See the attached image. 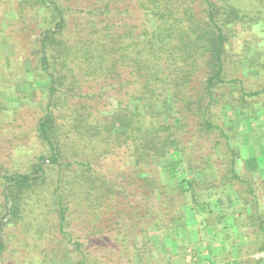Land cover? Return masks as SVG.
<instances>
[{
  "label": "trees",
  "instance_id": "trees-1",
  "mask_svg": "<svg viewBox=\"0 0 264 264\" xmlns=\"http://www.w3.org/2000/svg\"><path fill=\"white\" fill-rule=\"evenodd\" d=\"M70 1L86 3L78 8L85 16L71 18L77 4ZM240 8L233 0L17 1L15 13L24 23L20 33L34 32L30 14L41 15L46 23L33 44L38 52L25 58L32 62L25 66L26 76L42 85L46 96L39 101L44 114L35 130L44 152L31 160L28 173L12 172L0 162V264L11 225H20L26 240L40 242L38 264H112L113 255L100 256L93 245L74 239L68 230L73 207L92 227L91 235L106 234L125 216L144 215L147 229L163 237L162 244L167 239L176 245L173 259L192 243L180 238V229L194 225H189V213L196 220L220 206L218 220L225 218L217 188L228 197L232 189L236 201L229 200L230 208L249 225H259L263 242L258 250L264 252V183L242 172L239 148L227 132L232 121L224 118L226 109L245 108L246 98L264 93L247 91L240 78L227 72L234 27L262 26L258 13ZM27 43L19 40L15 46L29 50ZM110 89L125 98L104 110ZM27 92L19 89L15 99L1 100L0 116L19 110L14 102L28 99ZM131 99L136 100L133 110ZM123 149L130 150L134 169L127 175L128 186L95 169L96 161ZM159 158L166 159L163 168ZM133 184L147 187L144 204L129 200ZM143 253L138 254L141 262ZM172 259L165 260L173 264Z\"/></svg>",
  "mask_w": 264,
  "mask_h": 264
},
{
  "label": "rangeland",
  "instance_id": "rangeland-1",
  "mask_svg": "<svg viewBox=\"0 0 264 264\" xmlns=\"http://www.w3.org/2000/svg\"><path fill=\"white\" fill-rule=\"evenodd\" d=\"M17 1L0 0V101L7 98L15 99L18 95H14V91L18 92L19 89L21 91L28 90L26 93L28 99L14 102L19 110L12 116V113H4V118L0 116V162H3V166L12 172L28 173L30 172L31 160L44 152L40 144L36 142L35 130L38 119L44 114L39 101H44L46 96L42 93L43 86L38 83L32 84L33 78L26 76L25 66L29 68L27 62L31 61L25 58H27L26 55L38 52L33 44H38L42 28L46 26V23L41 15L39 17L30 14L29 21L34 25L32 26L35 28L34 32L25 33L27 37L24 36V31L20 33L19 29L24 23L18 21L15 13ZM233 1L244 12L251 9L254 13H258L256 15L262 20V26L248 27L241 23L234 27L233 36L230 39L231 43L228 47L227 72L229 77L233 75L240 78L247 91L264 89V2L260 0L258 4V0ZM70 3L77 4L69 12L71 18L81 19L77 17L81 16L77 13H82L80 12L82 10L78 8L85 7L86 3L82 1L79 2V5L78 2L74 1H70ZM82 16L85 14L82 13ZM8 34H12L13 38H8ZM27 39L30 43L26 44L29 46V50H24V45L15 46L16 41H27ZM30 80H32V86L29 85L28 81ZM119 86L118 84L117 88ZM29 87L31 88L29 89ZM113 90L110 89L102 101V103L107 104L103 108L104 110H113L119 106V101H123L125 98ZM238 93L239 91L236 89L237 96H239ZM230 97L231 103L235 104L233 97ZM135 102V99L130 100L131 110H133ZM243 105L245 108L242 105L240 108L236 105L235 108L226 109L224 112L225 120L227 122L232 121L231 131L228 130L227 132L232 146L239 148L243 161L242 165L248 162L249 158L260 156L264 158V93L254 98H246ZM241 107L243 112H241ZM104 110L102 111L103 114L104 112L107 113ZM2 121L4 126L1 124ZM221 152L219 151L218 155L222 157ZM131 160L130 150L123 149L116 155H109L96 161L95 169L109 178H116L118 182L120 179L124 186H128L130 178L127 175L134 170ZM165 160L163 158L157 160L158 162L161 161L160 168L164 167L165 163L162 162ZM217 167L221 168L219 163ZM210 174V172L207 173V179H210ZM131 186L130 190L134 194L128 196L129 200H132L134 205L137 202L144 204L145 197L149 198L148 195H143V191L147 187L139 189L138 184ZM3 192L4 186L0 185V203L3 201ZM214 192L215 196L223 199L222 208L225 210L223 212L226 215L225 218L222 221L218 220V215L222 213L220 206L215 207V212L212 214L197 215L196 220L192 219V215L189 213L187 216L188 221L190 220L189 225H193V223L194 225L180 229V238L183 241L190 240L192 243L179 254L177 251V255L173 259L170 256L172 252H175L173 250L176 249V245L171 244L167 239L166 243L162 244L163 237L158 236L157 232H151L149 228L147 229L149 221L144 215L143 217L132 215L131 220L128 219V216L123 217L122 220H117L111 230L105 229L108 236L106 234L91 235L92 227L88 225L84 215L73 207L70 210L72 216L69 218L71 225L68 230L73 234L75 240L87 244L86 246L89 248H92L88 246L89 244L93 245L94 248L91 250L100 256L108 254L107 257H110L113 255L114 262L112 264H141L143 262V264H167L168 257L172 259L173 264H257V260H264V252L258 250L263 242V235L257 231L258 222L256 227L249 225V221L244 222L242 213L240 214V212L230 208L229 200L236 201L232 189L229 197L223 194L219 188L215 189ZM161 198L163 200V196ZM261 198V201L264 202V196ZM152 204L153 208H157V203L152 202ZM108 219L109 216L104 217L102 223L108 224ZM240 220L241 224L244 223L242 227L239 226ZM20 227L19 225V228L15 229L11 225L6 228V230H12V235L9 241L5 242L1 264H38L42 260L43 248L40 242L33 237L26 240L20 231ZM141 228L145 229L146 232L141 233ZM245 233L246 236L248 235L247 238H245ZM147 237H150L148 243H146ZM101 244H104L105 247ZM180 245L185 247V243ZM139 252H144L143 262L139 261ZM261 262L264 264L263 261ZM54 264H62V262L57 260Z\"/></svg>",
  "mask_w": 264,
  "mask_h": 264
},
{
  "label": "crops",
  "instance_id": "crops-1",
  "mask_svg": "<svg viewBox=\"0 0 264 264\" xmlns=\"http://www.w3.org/2000/svg\"><path fill=\"white\" fill-rule=\"evenodd\" d=\"M263 161V162H262ZM264 158L262 156L249 158L248 162L242 165V172L247 176H252L257 184L264 183Z\"/></svg>",
  "mask_w": 264,
  "mask_h": 264
},
{
  "label": "water",
  "instance_id": "water-1",
  "mask_svg": "<svg viewBox=\"0 0 264 264\" xmlns=\"http://www.w3.org/2000/svg\"><path fill=\"white\" fill-rule=\"evenodd\" d=\"M1 235H2V233H1Z\"/></svg>",
  "mask_w": 264,
  "mask_h": 264
}]
</instances>
